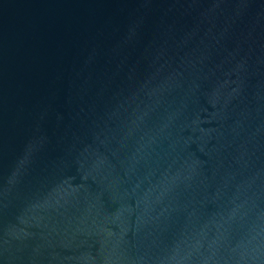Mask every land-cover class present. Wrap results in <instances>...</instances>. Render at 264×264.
I'll use <instances>...</instances> for the list:
<instances>
[{"label":"water","instance_id":"water-1","mask_svg":"<svg viewBox=\"0 0 264 264\" xmlns=\"http://www.w3.org/2000/svg\"><path fill=\"white\" fill-rule=\"evenodd\" d=\"M0 264H264V0H0Z\"/></svg>","mask_w":264,"mask_h":264}]
</instances>
